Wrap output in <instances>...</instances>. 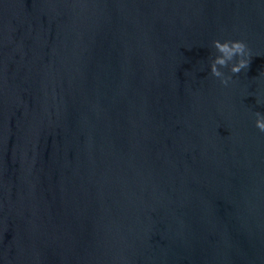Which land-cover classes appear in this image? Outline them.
<instances>
[{
    "label": "water",
    "instance_id": "1",
    "mask_svg": "<svg viewBox=\"0 0 264 264\" xmlns=\"http://www.w3.org/2000/svg\"><path fill=\"white\" fill-rule=\"evenodd\" d=\"M256 112L264 0H0V264H264Z\"/></svg>",
    "mask_w": 264,
    "mask_h": 264
},
{
    "label": "clouds",
    "instance_id": "2",
    "mask_svg": "<svg viewBox=\"0 0 264 264\" xmlns=\"http://www.w3.org/2000/svg\"><path fill=\"white\" fill-rule=\"evenodd\" d=\"M212 44L219 53L210 62V71L214 77L220 79V83L226 85L231 79L230 76L220 70L224 67H229L233 74L240 73L241 70L247 69L249 66V49L243 40H224L215 39ZM217 66H220L219 68ZM255 126L264 132V115L260 112L255 113Z\"/></svg>",
    "mask_w": 264,
    "mask_h": 264
}]
</instances>
